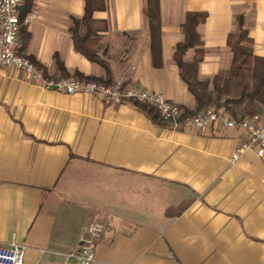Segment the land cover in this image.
<instances>
[{
	"label": "crops",
	"instance_id": "crops-1",
	"mask_svg": "<svg viewBox=\"0 0 264 264\" xmlns=\"http://www.w3.org/2000/svg\"><path fill=\"white\" fill-rule=\"evenodd\" d=\"M85 0H26L18 52L47 77L121 81L192 111L195 98L174 60L189 12L203 58L199 79L227 75V36L247 31L256 77L264 74V0H158L160 45L153 56L147 0H105L93 59L70 28ZM195 54L189 48L183 60ZM264 111L251 100L237 107ZM243 129L180 126L136 102L113 103L27 82L0 65V244L25 245L24 264H59L90 220L104 224L91 264H264V154L231 155Z\"/></svg>",
	"mask_w": 264,
	"mask_h": 264
},
{
	"label": "built area",
	"instance_id": "built-area-1",
	"mask_svg": "<svg viewBox=\"0 0 264 264\" xmlns=\"http://www.w3.org/2000/svg\"><path fill=\"white\" fill-rule=\"evenodd\" d=\"M26 0H0V65L22 71L24 79L36 86L64 92L67 94H89L105 101L119 103L132 101L155 107L161 118L173 128L180 126L202 129L211 125L223 128L239 127L246 133L247 139L236 148L231 161L237 160L246 149H254L261 156L264 154V111L256 112L240 119L208 106L192 115L183 116L182 108L162 94L140 88L136 85L123 84L121 81L103 83L84 78L67 76L47 77L29 58L18 52L19 29L21 19L18 8ZM104 224L88 221L81 230L77 245L63 253L59 264H91L95 258L96 242L102 237ZM25 245L11 240L0 244V264H24ZM35 264H46L36 262Z\"/></svg>",
	"mask_w": 264,
	"mask_h": 264
},
{
	"label": "trees",
	"instance_id": "trees-1",
	"mask_svg": "<svg viewBox=\"0 0 264 264\" xmlns=\"http://www.w3.org/2000/svg\"><path fill=\"white\" fill-rule=\"evenodd\" d=\"M105 0H85L84 14L80 19H74L70 28L74 47L89 59L94 53L91 44L96 42L97 32L105 28V23L92 18L94 10L103 9ZM146 17L150 35V47L153 56L158 52L160 45V18L158 0H147ZM205 18L203 12H189L182 24L184 39L178 42L174 51V60L178 65L179 74L187 84L188 90L195 98V108L183 110V116L200 112L208 106H213L234 119L256 113L255 110H245V116L237 117L236 108L251 100L264 104V74L257 79L254 72L255 56L252 52L251 39L247 31L240 28L237 32L227 36V45L232 52L230 68L227 75H215L211 79H199L198 64L203 58L202 42L196 26ZM189 48L195 49L192 60H183V54ZM91 80V79H87ZM137 103V102H136ZM139 107L159 115L157 109L151 105L137 103ZM162 119V118H161Z\"/></svg>",
	"mask_w": 264,
	"mask_h": 264
},
{
	"label": "rangeland",
	"instance_id": "rangeland-1",
	"mask_svg": "<svg viewBox=\"0 0 264 264\" xmlns=\"http://www.w3.org/2000/svg\"><path fill=\"white\" fill-rule=\"evenodd\" d=\"M214 106V105H213Z\"/></svg>",
	"mask_w": 264,
	"mask_h": 264
}]
</instances>
